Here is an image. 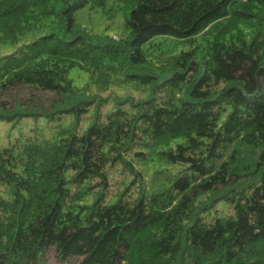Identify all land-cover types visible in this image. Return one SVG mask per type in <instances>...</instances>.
I'll use <instances>...</instances> for the list:
<instances>
[{"label":"trees","instance_id":"16d2710c","mask_svg":"<svg viewBox=\"0 0 264 264\" xmlns=\"http://www.w3.org/2000/svg\"><path fill=\"white\" fill-rule=\"evenodd\" d=\"M109 1L126 11L125 47L74 20ZM29 35L0 57V120L69 122L53 140L0 149V264H50L51 252L58 264H264V0H0V43ZM120 51L126 71L172 62L162 79L140 80L172 95L115 106L77 133L104 105L68 73L84 70L90 90L125 78L135 90L133 73L116 83ZM235 143L256 151L244 172L235 154L222 161ZM172 165L187 170L158 179ZM115 166L140 181L136 198L110 194ZM221 189L230 214L195 208Z\"/></svg>","mask_w":264,"mask_h":264},{"label":"rangeland","instance_id":"374dc122","mask_svg":"<svg viewBox=\"0 0 264 264\" xmlns=\"http://www.w3.org/2000/svg\"><path fill=\"white\" fill-rule=\"evenodd\" d=\"M124 11L123 7L120 4H114L111 1L107 3L105 12L99 8H90L86 6L80 10L74 12V20L76 25L80 30H86L92 35L102 36V38L112 39L117 44L126 46V40L128 38L127 33L124 29ZM30 38L25 36L20 40V42L14 46L10 44L0 43V57L12 52L14 49L19 47L22 43L27 41ZM148 47V46H145ZM122 50V47L120 48ZM195 52V50H194ZM126 53L120 51L118 69L115 71L118 74L116 83L120 85L125 77V73H133L138 76L135 82V90L129 84L127 78L123 82L127 84L120 86L118 89H109V90H90L86 86L87 84V74L82 69L73 68L68 73V79L72 82L73 86L79 90L85 88L86 96L90 98H96L101 105L99 108H92V111L88 115L82 116L76 120L75 131L77 133H82L88 126L91 125L95 117L102 118L104 114L115 106L123 105L124 103L135 104L137 102L145 101L151 95L160 96L164 93V98H166V92H163L162 84L159 82L156 87L152 85H142L140 80L150 79L147 76H152L154 80L158 81L162 77L168 75L172 70V62L167 63L164 59L160 58L158 61L151 62V64L145 63L144 65L134 67L132 71H126L125 61ZM197 59L200 61V66L204 65L202 60V54H196ZM162 63V64H159ZM122 78V79H121ZM151 80V79H150ZM221 87L219 84L218 88ZM19 97H24L27 95V90L24 88L18 89L17 92ZM41 94V93H39ZM175 96H178L180 93H174ZM168 95V94H167ZM172 95V93H169ZM168 95V96H169ZM69 119L62 117L58 122H52L48 124L46 118H22L17 123L12 122L8 123L4 120H0V149L13 145L15 143L23 144L26 139L43 141V140H53L54 132L57 130V126L64 127L68 124ZM222 161H229L230 153L235 154V160L232 164V170L235 172H244V169L250 166H253L256 157V151L253 148L246 147L241 143H235L232 146H229L224 150ZM151 169H157L158 166L150 167ZM184 170H187L186 166L181 165H172L168 170H162L159 173L158 179L162 181L172 180L175 176L182 173ZM252 173L248 172L247 177L243 179L238 184L237 192L241 191V188L245 187L248 182L252 181ZM149 179V181H148ZM150 177H145V182L150 183ZM146 183V184H147ZM108 184L109 192L114 195H123L131 198H136L142 190L140 181L133 177L126 169L122 166H115L108 171ZM223 189L216 192L203 193L195 201V208L201 209L206 208L210 211L216 212L217 215L230 214L231 207L230 205L222 201L220 198L223 193ZM49 263L58 264L55 258V253L51 252L49 254Z\"/></svg>","mask_w":264,"mask_h":264}]
</instances>
